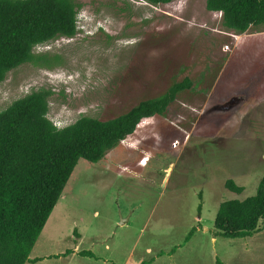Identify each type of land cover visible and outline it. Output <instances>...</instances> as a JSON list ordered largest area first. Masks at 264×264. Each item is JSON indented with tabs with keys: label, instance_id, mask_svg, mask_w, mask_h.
<instances>
[{
	"label": "rangeland",
	"instance_id": "rangeland-1",
	"mask_svg": "<svg viewBox=\"0 0 264 264\" xmlns=\"http://www.w3.org/2000/svg\"><path fill=\"white\" fill-rule=\"evenodd\" d=\"M76 2L77 35L35 47L7 74L0 113L48 91V118L62 129L117 118L185 78L193 87L99 163L79 162L32 251L51 257L37 264H68L63 253L76 246L94 254L82 262L264 264L259 233L244 246L199 232L182 248L191 232L215 231L220 204L255 195L264 176V25L230 31L207 0ZM230 179L245 191L228 190Z\"/></svg>",
	"mask_w": 264,
	"mask_h": 264
},
{
	"label": "trees",
	"instance_id": "trees-1",
	"mask_svg": "<svg viewBox=\"0 0 264 264\" xmlns=\"http://www.w3.org/2000/svg\"><path fill=\"white\" fill-rule=\"evenodd\" d=\"M143 1L157 6L174 0ZM80 8L76 0H0V83L9 72L34 59L35 47L60 37H75ZM207 9L222 13L223 26L240 34L264 25V0H207ZM192 87V81L185 78L164 95L142 101L117 118L82 117L62 129L48 118V91L29 94L2 111L0 264L42 261L30 260L31 253L79 162L99 163L108 151L133 135L144 119L164 116L178 95ZM225 186L237 194L245 191L231 179ZM261 221L264 176L255 195L220 204L214 228L227 239L245 238ZM80 256L94 254L82 251Z\"/></svg>",
	"mask_w": 264,
	"mask_h": 264
},
{
	"label": "crops",
	"instance_id": "crops-1",
	"mask_svg": "<svg viewBox=\"0 0 264 264\" xmlns=\"http://www.w3.org/2000/svg\"><path fill=\"white\" fill-rule=\"evenodd\" d=\"M222 14V13H221ZM231 31V30H230ZM202 233V235L203 236H207V235H212L213 236V239H212V242H214V243H217V240L215 239V237L216 236H220L219 234H218V231L215 229V231H212V230H208V229H203V230H200V231H194L193 232V235H192V237H191V239L189 240V241H186V239H187V237L189 236V234L187 235V237L185 238V240H184V244H183V246H182V248L185 246V245H190L191 243H192V238L193 237H195V234L196 233ZM257 233H259V234H264V232L263 231H260L259 229H257L251 236H249V237H245L246 239H245V241L244 242H242V243H244L243 245L244 246H247V245H251V244H255L257 241H256V239H250L251 237H253V236H255ZM170 234H164L163 236L164 237H167V236H169ZM156 236H162V235H160V234H153V237H156ZM256 236H258V235H256ZM237 239H239V238H237ZM241 239V238H240ZM68 251H71V253H67ZM80 252H82L80 249H79V247L78 246H76L75 248H73L72 250H67L65 253H63L64 255H66V257L68 258V257H72V259H74V260H72V261H69V263L68 264H117V263H114V262H111L110 260H96V261H94V262H82L81 260H79V261H76L75 260V258H78V257H80ZM147 253H151V251L150 250H148V252ZM60 256L62 255V254H59ZM50 258L51 257V255L50 256H45V257H43V258H39V257H32V253H31V256H30V260H35V259H42V260H44L45 258ZM160 258H156V260H159ZM247 259H254V260H256V258H252V257H249L248 256V258ZM38 263V262H37ZM37 263H28V264H37Z\"/></svg>",
	"mask_w": 264,
	"mask_h": 264
}]
</instances>
